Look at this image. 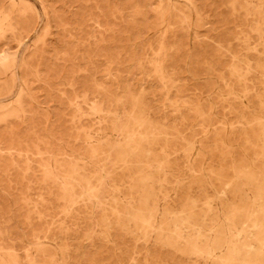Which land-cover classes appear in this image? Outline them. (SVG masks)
I'll list each match as a JSON object with an SVG mask.
<instances>
[{
	"label": "rangeland",
	"instance_id": "obj_1",
	"mask_svg": "<svg viewBox=\"0 0 264 264\" xmlns=\"http://www.w3.org/2000/svg\"><path fill=\"white\" fill-rule=\"evenodd\" d=\"M0 264H264V0H0Z\"/></svg>",
	"mask_w": 264,
	"mask_h": 264
}]
</instances>
